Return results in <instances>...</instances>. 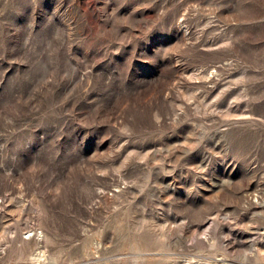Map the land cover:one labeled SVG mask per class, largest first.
Wrapping results in <instances>:
<instances>
[{
  "label": "rangeland",
  "instance_id": "1",
  "mask_svg": "<svg viewBox=\"0 0 264 264\" xmlns=\"http://www.w3.org/2000/svg\"><path fill=\"white\" fill-rule=\"evenodd\" d=\"M43 254L264 264V0H0V264Z\"/></svg>",
  "mask_w": 264,
  "mask_h": 264
},
{
  "label": "bare ground",
  "instance_id": "2",
  "mask_svg": "<svg viewBox=\"0 0 264 264\" xmlns=\"http://www.w3.org/2000/svg\"><path fill=\"white\" fill-rule=\"evenodd\" d=\"M45 255L43 254L42 256H40V258L37 260V262L39 263V264H41V262H42V257H44ZM46 258V257H45ZM34 262L32 261V260H28V263L27 264H33Z\"/></svg>",
  "mask_w": 264,
  "mask_h": 264
}]
</instances>
